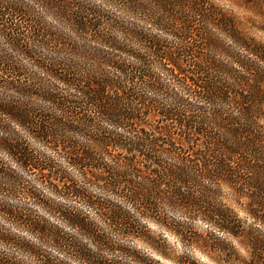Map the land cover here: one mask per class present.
Returning a JSON list of instances; mask_svg holds the SVG:
<instances>
[{
	"label": "clouds",
	"instance_id": "9594fccd",
	"mask_svg": "<svg viewBox=\"0 0 264 264\" xmlns=\"http://www.w3.org/2000/svg\"><path fill=\"white\" fill-rule=\"evenodd\" d=\"M203 8L181 0L0 2V106L28 116L0 109V264H253L252 241L264 240V213L254 211L264 179V4L203 0ZM197 65L223 95L192 82ZM89 82L130 118L109 115ZM15 143L56 178L12 151ZM221 161L230 176L218 171ZM98 204L120 209L132 229Z\"/></svg>",
	"mask_w": 264,
	"mask_h": 264
},
{
	"label": "trees",
	"instance_id": "16d2710c",
	"mask_svg": "<svg viewBox=\"0 0 264 264\" xmlns=\"http://www.w3.org/2000/svg\"><path fill=\"white\" fill-rule=\"evenodd\" d=\"M2 2V0H0ZM52 3L54 4H62L63 0H51ZM182 3H187L192 7L194 11L201 12V13H206L208 10H205L203 8V0H181ZM261 0H249V3L252 4H261ZM169 7H172V4H168ZM6 9H0V16L4 15V12ZM218 20H222V22L228 26L229 28L232 27L231 23L227 20V18H221L219 15L216 16ZM188 30L190 32L194 31V28L191 24L188 25ZM198 39H205L204 36L198 37ZM206 42V41H205ZM258 54L264 56V48H260L257 50ZM167 54V53H165ZM178 70L181 71V73H184L183 68H179ZM62 75L64 74L63 72L61 73ZM199 74V75H197ZM258 79L264 80V74H258ZM192 82L195 84H198L199 86L202 87L203 90L207 91L210 95H223L224 92L217 88L215 85L209 84V82L206 80L204 76V69L201 68L199 65L196 66V70L192 73ZM86 87H88L89 91L92 93V95L102 97L101 103L104 108V110L109 114L113 116H125L123 112L120 111V109L117 107V104L114 100H112L106 93L101 92V86L96 84L95 82H89L86 84ZM241 100L245 104L250 103V98L249 97H244L241 95ZM0 109L6 112L12 113L14 116H18L20 119L23 120H28V116L17 110L13 109L11 107H3L0 106ZM125 118H130L128 116H125ZM35 119V118H33ZM30 126L35 127L36 130L43 134L44 129L40 128L38 124H31ZM231 126V124H229ZM187 127V125H185ZM191 133L193 136H205L211 144L215 145L218 148H223L224 150H228L226 146L221 145L218 143V141L212 137L211 133H203V132H196L194 129L191 130ZM241 135L245 136L247 138V142L251 143V134L246 132V131H241ZM0 143H3L0 141ZM12 151L17 153L22 159H24L26 162L28 161L31 163L33 166L37 167L38 169H42L45 175H51L53 178H56V175L54 174L53 170L50 168V166L42 165L38 161L34 160L31 156V153L28 152V150L20 143H15L11 145ZM71 154L74 159L81 163H85L87 167H93L94 161H92L91 157L82 151L76 150L75 148H72ZM221 166L218 168V171L223 173L225 176H230L231 173L228 170L226 166L223 165V162H220ZM64 186L66 190H72L75 191V187L73 183L69 180H65ZM180 199H185L184 197H180ZM141 202L145 203L143 198H141ZM187 202L190 204L191 207L195 208L198 211H205L209 216L213 217H218L219 221L223 224L228 225L229 227L232 226L231 220L229 217H227L224 214H221L218 212L217 209L211 207L210 205L207 204L206 201H200L198 203L192 202L190 198L187 200ZM256 203H257V208L254 209V211H258L260 213H264V179H261L258 182L257 186V193H256ZM98 207H101V209L106 213V215L113 220L115 223H117L120 227L122 228H127L129 230L132 229L131 222L128 220V217L125 213H123L120 209L115 208L110 205H104V204H98ZM147 207L151 208L152 205L150 203H147ZM25 222L31 224V220L28 217L23 218ZM90 227V226H86ZM191 235V233H189ZM57 239L63 240L62 236H57ZM253 245L255 249V259L253 264H264V240H258V239H253ZM90 264H97L96 259L93 257L90 260Z\"/></svg>",
	"mask_w": 264,
	"mask_h": 264
},
{
	"label": "rangeland",
	"instance_id": "374dc122",
	"mask_svg": "<svg viewBox=\"0 0 264 264\" xmlns=\"http://www.w3.org/2000/svg\"><path fill=\"white\" fill-rule=\"evenodd\" d=\"M262 2H261V4H264V0H261Z\"/></svg>",
	"mask_w": 264,
	"mask_h": 264
}]
</instances>
